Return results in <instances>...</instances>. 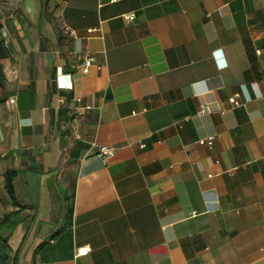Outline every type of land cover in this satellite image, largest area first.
<instances>
[{
    "label": "crops",
    "instance_id": "obj_1",
    "mask_svg": "<svg viewBox=\"0 0 264 264\" xmlns=\"http://www.w3.org/2000/svg\"><path fill=\"white\" fill-rule=\"evenodd\" d=\"M6 171L9 264H264V0H0Z\"/></svg>",
    "mask_w": 264,
    "mask_h": 264
},
{
    "label": "built area",
    "instance_id": "obj_2",
    "mask_svg": "<svg viewBox=\"0 0 264 264\" xmlns=\"http://www.w3.org/2000/svg\"><path fill=\"white\" fill-rule=\"evenodd\" d=\"M125 19L127 21H131L133 19V15L132 14H128L125 16ZM95 30H90L89 32L92 33ZM65 34L70 37V38H74L75 37V33L72 30L69 29H64ZM5 46L7 45L6 42L4 43ZM75 66L73 67V74H80V75H87L89 73L90 67H92L95 63L94 58L91 56H87V55H83V54H78L75 56ZM229 104L232 107H239L240 103L237 101V95L231 97L229 99ZM6 104L9 107V111L10 113H13L16 107V98L14 96L8 97L6 100ZM80 110V109H79ZM82 110L87 111L89 110L88 107H84L82 108ZM209 109H207L206 107H201L200 110L198 111L199 115H204L209 113ZM214 139L215 137L210 136L207 137L205 139H201L197 142L198 145L201 146H206L209 149H212L213 145H214ZM114 152L113 149L109 148V147H100L99 148V156L101 157L103 163L107 164L109 162V160L113 157ZM89 253V248L88 247H82L81 249H78L75 253L76 257H80V256H85Z\"/></svg>",
    "mask_w": 264,
    "mask_h": 264
},
{
    "label": "trees",
    "instance_id": "obj_3",
    "mask_svg": "<svg viewBox=\"0 0 264 264\" xmlns=\"http://www.w3.org/2000/svg\"><path fill=\"white\" fill-rule=\"evenodd\" d=\"M16 175L17 173L15 171H6L3 175L5 181V191L12 205L18 208V210L3 216V218L0 221V264H9V262L11 261L10 250L7 246V238H4L2 236V231L4 229H7L9 230V232H12L14 230V228L17 226L19 221H13V219L18 217L19 211L22 209L21 207H19V205L16 202L14 188L12 184L13 179L16 177ZM14 260L15 259H13V262Z\"/></svg>",
    "mask_w": 264,
    "mask_h": 264
},
{
    "label": "rangeland",
    "instance_id": "obj_4",
    "mask_svg": "<svg viewBox=\"0 0 264 264\" xmlns=\"http://www.w3.org/2000/svg\"><path fill=\"white\" fill-rule=\"evenodd\" d=\"M62 201H63L64 203H66V201H65L64 199H63ZM61 203H62V202H61ZM64 206H65V207H64ZM64 206H63V205L60 206L62 213L65 212V210L67 209L66 204H64Z\"/></svg>",
    "mask_w": 264,
    "mask_h": 264
}]
</instances>
